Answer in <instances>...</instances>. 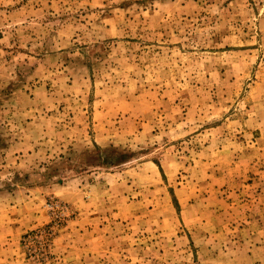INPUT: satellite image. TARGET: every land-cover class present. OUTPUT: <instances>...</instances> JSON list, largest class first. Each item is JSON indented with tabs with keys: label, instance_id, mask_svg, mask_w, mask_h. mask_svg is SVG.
Returning <instances> with one entry per match:
<instances>
[{
	"label": "rangeland",
	"instance_id": "374dc122",
	"mask_svg": "<svg viewBox=\"0 0 264 264\" xmlns=\"http://www.w3.org/2000/svg\"><path fill=\"white\" fill-rule=\"evenodd\" d=\"M0 264H264V0H0Z\"/></svg>",
	"mask_w": 264,
	"mask_h": 264
}]
</instances>
